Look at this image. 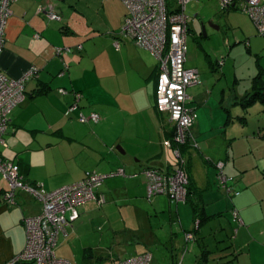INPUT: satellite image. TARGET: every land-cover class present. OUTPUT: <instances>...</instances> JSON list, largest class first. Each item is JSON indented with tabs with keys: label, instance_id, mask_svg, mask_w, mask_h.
I'll return each mask as SVG.
<instances>
[{
	"label": "crops",
	"instance_id": "crops-1",
	"mask_svg": "<svg viewBox=\"0 0 264 264\" xmlns=\"http://www.w3.org/2000/svg\"><path fill=\"white\" fill-rule=\"evenodd\" d=\"M12 10L0 71L14 80L22 79L32 67L38 73L26 83V99L13 112L8 147L0 149L2 158L19 167L29 186L46 192L76 184L88 172L108 174L124 169V180L102 185L97 196L107 201L106 196L125 191L145 197L147 180L142 172L152 167L172 171L178 162L172 161L171 150L165 147L173 138L174 125L156 107L158 61L121 33L125 6L120 0H19ZM49 12L63 20H49ZM66 48L73 52L58 54ZM255 52L252 80L259 74L264 78V46ZM208 62L209 70L200 73L205 83L188 90L197 119L193 144L184 151L204 221L195 242L178 231L170 236L177 250L171 264H186L184 255L180 261L182 247L194 254L187 264H200L202 257L204 264H264V103L258 99L244 107V98L253 91L252 80L245 90L236 89L238 72L234 86L227 68L218 65L221 62ZM209 72L217 76H205ZM213 79L219 83L211 84ZM76 94L82 95L78 104ZM92 113L101 120L84 123L83 116ZM219 162L225 163V175L234 179L240 192L227 195V200L218 189L215 167ZM8 190L9 183L0 174V264L24 251L23 220L42 211L27 191H18L15 206H8L3 200ZM158 202L163 212L168 207L175 213L182 231H194L193 208L175 205L168 198L153 201ZM230 209L232 221L226 218ZM234 211L240 221L235 220ZM81 226V222L67 226L56 249L58 258L65 260L58 253L68 250L66 246L79 235ZM226 229H232L234 238L221 248ZM81 250L83 260L88 250L95 255L89 245Z\"/></svg>",
	"mask_w": 264,
	"mask_h": 264
},
{
	"label": "built area",
	"instance_id": "built-area-1",
	"mask_svg": "<svg viewBox=\"0 0 264 264\" xmlns=\"http://www.w3.org/2000/svg\"><path fill=\"white\" fill-rule=\"evenodd\" d=\"M19 0H2L0 4V58L5 50L6 29L13 16L12 5ZM127 15L121 33L134 43L149 51L159 64V75L156 88V107L161 114H166L174 125L173 138L167 140L165 147L173 151L178 158V166L172 171L157 169L145 170L142 174L147 180V195L153 199L166 195L177 203H187L189 175L186 160L182 156V147L192 140V129L196 123V114L188 106L190 101L188 90L201 85L202 78L197 69L187 67L188 39L190 36L189 18L186 14L190 0H121ZM222 12L239 10L248 14L255 22L258 32L264 35V0H219ZM51 21L61 22L62 16L49 12ZM39 37V35H36ZM119 48V42L115 43ZM79 50L82 47H78ZM70 54L71 48L59 49L58 54ZM38 69L32 67L22 79L14 80L0 71V149L7 148V132L13 112L26 99V83L36 74ZM66 94L64 90L60 91ZM82 95L76 94L77 104ZM101 117L92 113L83 116V122L98 123ZM193 144V142H191ZM198 147L197 144L194 146ZM218 183L228 195L240 194L235 181L225 175V164L219 162ZM0 174L8 181L9 190L4 193L3 200L8 206L15 205L16 193L27 191L42 207L37 216L26 217L23 226L26 231L24 251L7 264H72L57 257L56 249L60 238L66 234L67 226L80 219L79 207L97 200L98 190L106 180L114 177H125L124 169L112 173L88 172L84 179L71 186L62 187L53 192L29 186L21 177L19 167L2 158L0 154ZM234 218L240 221L237 211ZM200 226L195 222V230ZM186 240H195V234L188 232ZM111 264H154L153 255L149 252L125 260H117Z\"/></svg>",
	"mask_w": 264,
	"mask_h": 264
},
{
	"label": "rangeland",
	"instance_id": "rangeland-1",
	"mask_svg": "<svg viewBox=\"0 0 264 264\" xmlns=\"http://www.w3.org/2000/svg\"><path fill=\"white\" fill-rule=\"evenodd\" d=\"M186 14L192 31V35L188 39L187 67L197 69L201 74H204L206 70H209L208 60L211 59V62L218 61L221 62L218 65L227 68V74L232 85H234V77L238 72L240 80L236 83V89L245 90L249 87L252 72L257 66L255 51L264 46V39L259 35L254 20L239 10L222 12L219 0H190ZM200 22L206 24L212 22L215 27L214 29L208 25L207 38L202 40H199L198 33ZM206 55L210 57L208 60H206ZM211 74L209 72L205 76ZM212 76L215 78L217 75L212 74ZM212 81L214 82L211 84L219 83L216 79ZM202 83H205L203 79ZM232 85L231 88H233ZM226 89H229L227 85ZM170 158L173 162L175 161V164L179 161L173 151H171ZM215 169L219 173L220 170L217 167ZM113 179L124 180L123 177L110 178L104 183L105 186ZM218 186L221 195L224 194L225 196L222 195V197L227 200V192L220 183ZM104 190L107 191V188L104 187ZM96 193L98 194V190ZM106 198L107 203L103 206H100L97 200H92L78 208L81 221H77L75 224L82 223L79 228V235L74 236L73 240L66 246L68 250L64 248L65 252L60 251L58 253L59 257H65L64 259L72 264H111L117 260H125L149 252L153 255L156 264H171L174 254H176L173 253L176 244L173 243L170 236L178 231L186 239L187 233L182 231L175 213H171L168 207H166V212H163L162 208L159 207V202L153 203L157 198H168L169 200L170 198L166 195H159L149 199L147 192L145 197L140 196L138 198L128 195L125 191L123 195L106 196ZM170 201L175 205L187 206L183 202ZM187 208L192 207L188 205ZM230 211L231 209L226 218L232 221ZM235 228L232 229L235 231ZM232 229H226V234L222 235L225 236L226 242L221 244V248L232 242L231 239L234 238ZM190 242H195V240ZM83 245H89L90 249H93L95 258L83 260L81 250ZM180 253H182L180 261L184 255V258H187L186 264L189 258L194 259V254L187 253L183 247ZM97 257L102 259L98 261Z\"/></svg>",
	"mask_w": 264,
	"mask_h": 264
},
{
	"label": "trees",
	"instance_id": "trees-1",
	"mask_svg": "<svg viewBox=\"0 0 264 264\" xmlns=\"http://www.w3.org/2000/svg\"><path fill=\"white\" fill-rule=\"evenodd\" d=\"M252 90L253 91L250 92L249 94H247V96L243 100V106L244 107H249V106L253 105L258 99H261L262 102L264 103V78H263V76L261 74H259L257 77L253 78V80H252ZM188 106L190 108H192L191 105H189V103H188ZM194 111H195V114H196V110L195 109H194ZM196 116H197V114H196ZM191 142H192V140L189 139L188 143L186 144V146L182 147V156L184 158H185L184 151L186 150V148L188 146H191ZM186 166H187L186 170L188 172V162H187V160H186ZM149 169L162 170V169H158L157 167L147 168L145 170H149ZM162 171H165V170H162ZM199 199L200 198H199L198 193H193L192 187H191V183L189 181V185H188V200H187L186 204L190 205L194 209V221L195 222L199 221V223H200L199 228L197 230L194 229V231H192L195 235L200 231L201 225L203 224V221H204L203 213L201 212L200 207H199ZM105 204H106V199H105V202L103 204H101L100 206H103ZM192 232H190V233H192ZM196 240L197 239H195V241ZM176 252L177 251H176V249L174 247L173 248V253H176ZM85 255L86 256H85L84 261H87V260H90L92 258H95L90 250H88L85 253ZM90 255H92V257H90ZM175 256H176V254H174L173 259L175 258ZM97 259H98V261H100L102 258H100V257L98 258L97 257ZM204 263H206V261L203 262V257H202V259L200 260V264H204ZM173 264H176V263H173ZM218 264H220V263H218ZM221 264H223V263H221Z\"/></svg>",
	"mask_w": 264,
	"mask_h": 264
},
{
	"label": "flooded vegetation",
	"instance_id": "flooded-vegetation-1",
	"mask_svg": "<svg viewBox=\"0 0 264 264\" xmlns=\"http://www.w3.org/2000/svg\"><path fill=\"white\" fill-rule=\"evenodd\" d=\"M200 25H199V30H198V33H199V40H202V39H205L204 37H203V33H202V25H201V23H199ZM203 28H204V30H207L208 29V25L211 27V28H215L214 27V25H213V23H212V25L211 24H206V23H204L203 22ZM197 36H198V34H197ZM203 42V41H202ZM201 44H203V43H201Z\"/></svg>",
	"mask_w": 264,
	"mask_h": 264
},
{
	"label": "water",
	"instance_id": "water-1",
	"mask_svg": "<svg viewBox=\"0 0 264 264\" xmlns=\"http://www.w3.org/2000/svg\"><path fill=\"white\" fill-rule=\"evenodd\" d=\"M200 23H201V25H202V33H203V37H204V38H207L206 30H204V28H203V27H204V26H203L204 24H203V22H200ZM210 24L212 25V22H211ZM214 29H215V28H214ZM216 29H218V28H216Z\"/></svg>",
	"mask_w": 264,
	"mask_h": 264
},
{
	"label": "clouds",
	"instance_id": "clouds-1",
	"mask_svg": "<svg viewBox=\"0 0 264 264\" xmlns=\"http://www.w3.org/2000/svg\"><path fill=\"white\" fill-rule=\"evenodd\" d=\"M191 35V34H190ZM15 204H16V201H15ZM25 229V228H24ZM58 248V247H57Z\"/></svg>",
	"mask_w": 264,
	"mask_h": 264
}]
</instances>
